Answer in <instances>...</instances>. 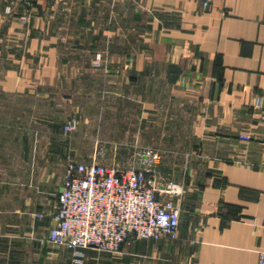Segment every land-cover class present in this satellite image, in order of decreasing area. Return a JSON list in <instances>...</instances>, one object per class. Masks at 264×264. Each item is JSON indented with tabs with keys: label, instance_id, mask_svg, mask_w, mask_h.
<instances>
[{
	"label": "crops",
	"instance_id": "1",
	"mask_svg": "<svg viewBox=\"0 0 264 264\" xmlns=\"http://www.w3.org/2000/svg\"><path fill=\"white\" fill-rule=\"evenodd\" d=\"M25 11L0 0V264L73 255L48 240L67 161L139 167L145 146L161 154L158 182L185 186L177 238L84 248L81 264H262L264 0H34ZM71 116L113 157L78 150L63 131Z\"/></svg>",
	"mask_w": 264,
	"mask_h": 264
},
{
	"label": "built area",
	"instance_id": "2",
	"mask_svg": "<svg viewBox=\"0 0 264 264\" xmlns=\"http://www.w3.org/2000/svg\"><path fill=\"white\" fill-rule=\"evenodd\" d=\"M33 1L24 0L23 20L29 17ZM96 62H100L99 57ZM254 106H260L259 97ZM75 126V119L70 118L64 131ZM240 138L249 140L251 135L241 134ZM136 156L141 165L129 168L69 160L48 240L81 256L82 249L88 247L116 252L121 243L133 237L177 238L180 206L176 199L183 194V184L158 182L154 165L161 156L157 149L143 147ZM259 261L264 264V250L259 251Z\"/></svg>",
	"mask_w": 264,
	"mask_h": 264
},
{
	"label": "rangeland",
	"instance_id": "3",
	"mask_svg": "<svg viewBox=\"0 0 264 264\" xmlns=\"http://www.w3.org/2000/svg\"><path fill=\"white\" fill-rule=\"evenodd\" d=\"M94 61H95L94 62L95 66L101 65V59H100V62H96V58H94ZM70 118H74L75 119V121H76L75 128L73 130H71V131H67L66 132V131H64V126H63V131L66 132L67 135L72 136L73 143L76 144V148H78V150L82 149V151L84 153H87L90 156H93V157H96V158H98V156L99 157H107V156L113 157V145L114 144L112 142L106 143L103 140H101V138H99L96 134L85 135L84 134L85 131L78 127V126H80L78 119H76L74 116H71ZM70 118H68V120ZM68 120H66V122ZM145 147H151V146H145ZM142 148L143 147L138 148L135 151V153L133 152V155L135 154L134 156H136V153ZM77 153H79V151H77ZM160 156H161V154H160ZM69 160L76 161L74 156H73V158H69ZM69 160L67 161V163L69 162ZM132 161L133 160H131L130 164H132ZM115 166H118V165H115ZM136 166H137V164H136ZM154 166H156V164ZM119 167H121V166H119ZM156 172H157V170H156ZM184 192H185V186L183 184V194H184ZM55 252H56V258H55L56 264H69L70 258H72L73 264H81V259L85 258L87 256L86 253H82L81 256H75L74 254L71 255L70 252L63 251L61 249H56ZM95 252L97 254H100V255L104 254V252H99V253H98V251H95ZM53 256H54V254H51V258ZM88 256H90V255H88ZM51 263H53V261H51Z\"/></svg>",
	"mask_w": 264,
	"mask_h": 264
},
{
	"label": "water",
	"instance_id": "4",
	"mask_svg": "<svg viewBox=\"0 0 264 264\" xmlns=\"http://www.w3.org/2000/svg\"><path fill=\"white\" fill-rule=\"evenodd\" d=\"M122 244V243H121Z\"/></svg>",
	"mask_w": 264,
	"mask_h": 264
}]
</instances>
